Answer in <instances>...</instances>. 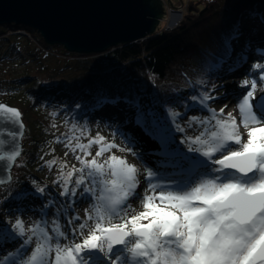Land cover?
<instances>
[{
    "label": "snow or ice",
    "instance_id": "snow-or-ice-1",
    "mask_svg": "<svg viewBox=\"0 0 264 264\" xmlns=\"http://www.w3.org/2000/svg\"><path fill=\"white\" fill-rule=\"evenodd\" d=\"M255 22L264 26V12L248 10L232 22L221 37L222 50L213 54V67L232 71L246 61L247 53L253 50L251 37L239 52L235 45L246 28L252 34L260 30ZM255 53L264 60V44L256 47ZM253 68L259 70V81L264 82V63H256ZM257 83L255 78L242 81V87L250 88L237 104L239 124L231 112L224 116V108L219 112L209 108V116L204 119L191 117L188 127L204 125V131L194 139L183 138L187 152L174 147L172 130L161 124L155 108L134 89L125 95L98 93L94 110L105 105H126L132 116H126L122 125L134 123L160 146L150 153L158 159L155 170H146L145 194L141 197L137 190L141 181L134 165L115 155L104 163L97 161L116 144H103L105 138L98 134L87 144L73 147L72 139L79 138L67 137L65 147L83 153L75 156L80 167L73 165L65 172L66 162L60 163L53 183L61 188L59 196L71 203L57 206L56 197L49 193L41 218L30 227L25 228L20 218L11 228L7 222H0V264H264V95L255 97ZM215 99L205 93L200 104L207 108V102ZM182 115L169 113L175 130L181 133L185 132L178 122ZM21 116L19 110L0 104V184L5 169H10L21 155ZM240 125L247 130L246 139ZM116 132L124 137L127 150L142 159L131 147L135 138L119 129ZM55 142H61L60 137ZM93 144L101 146L95 157L86 159ZM6 145H12L11 149L6 151ZM56 163V159L49 160L45 166L51 169ZM108 174L111 179L105 178ZM46 193L47 186H35L34 193L22 190L12 199ZM73 198H90L93 202L85 209V220L72 228L73 237L82 235V241L62 244L67 230L60 217L73 206ZM132 200L140 201L143 210L136 212ZM53 207L56 211L49 231L45 217ZM79 219L73 216L68 224ZM89 221L93 222L91 226ZM18 239L14 251H4Z\"/></svg>",
    "mask_w": 264,
    "mask_h": 264
},
{
    "label": "trees",
    "instance_id": "trees-1",
    "mask_svg": "<svg viewBox=\"0 0 264 264\" xmlns=\"http://www.w3.org/2000/svg\"><path fill=\"white\" fill-rule=\"evenodd\" d=\"M248 10L264 12V0H188L175 28L159 29L139 42L119 44L89 56L70 53L61 45H50L38 32L24 25L0 26V61L9 59L14 51L24 55L25 48L29 58L23 64L36 61L39 64L36 74L27 68L11 79L0 77V91L5 90L0 102L17 108L25 125L21 156L11 170L10 183L19 184L6 189L0 202L6 206L4 213L17 208L12 199L14 193L22 190L34 193L35 186L48 187L50 183L35 173L39 166L32 158H36V152L50 135L66 138L71 132L69 124L77 127L93 115L92 105L98 93L125 95L134 89L145 102L151 103L165 125L172 123L170 112L184 114L189 107L200 104V97L210 95L211 85L230 72L213 67V54L222 50L221 37L232 22ZM255 23L260 30L252 34L246 28L235 45L239 52L251 37L253 50L247 53L246 60L249 55L258 56L255 48L260 45L254 44L255 39H264V26ZM47 57H53L57 65L48 66ZM54 101L60 104L58 111L62 113L63 124L51 115L50 104ZM122 109L127 115L131 112L124 104ZM53 124L57 125L56 130Z\"/></svg>",
    "mask_w": 264,
    "mask_h": 264
},
{
    "label": "rangeland",
    "instance_id": "rangeland-1",
    "mask_svg": "<svg viewBox=\"0 0 264 264\" xmlns=\"http://www.w3.org/2000/svg\"><path fill=\"white\" fill-rule=\"evenodd\" d=\"M162 1H163L164 8L166 9V14H167V11H169L170 9H174L173 7H178L179 5H181L182 6L181 14L183 15V12H184L185 7H186V3H188V0H169V2H167V0H162ZM170 3L172 4L173 7L171 6ZM182 15L180 16L179 22L176 26H178L179 23L181 22ZM167 16H168L167 19L160 20L161 27L159 29L170 30V29H168L167 23H168V20L171 18V16L168 14H167ZM257 39L259 41H256V39H255V41H254L255 45L264 44V39H262V37H259ZM22 43H24V42H22ZM22 52L24 53V55L23 54L21 55L20 51H14L9 56V59L5 58V59L0 61V77H3V78L7 77V79L8 78L11 79L12 77H16L17 75L23 74V72H25V70L27 68L30 69L35 74L38 73L37 72V69L39 67L38 62L37 61L36 62H29V64H27V65L23 64L25 61H28L29 56H27V54H25L26 53L25 48H23ZM70 53H74V52H70ZM55 58H59V57H55ZM55 62H56V60L53 57H51V58L47 57V59L45 60V63L48 66L57 65ZM256 63H264V60H261V58L259 56H254V57L252 56L251 60L250 59L246 60V64H245L246 68H245L244 72L240 75L242 78H240L239 82H237V84H236L237 89L242 91L241 95H240V99L242 98V96L244 94H246V91L249 90V88H250V85L247 87L241 86L242 81H244L245 79H248V80H251L253 78L257 79L258 83H257L256 91L254 93L255 97H257L259 90L264 87V82L259 81V76H260L259 70H255L253 68V65ZM48 80H52V79L48 78ZM227 82L228 81H223L221 79H217V82H214V84L211 85V86H213V88L210 91V95L215 97L216 99L208 101L207 102V108L203 107L201 104H196L192 107H189L184 112V114L181 116V118H179L178 122L182 127L185 128V132H183V133L175 132L176 130H175V125L173 122L171 124H168V125L166 124L167 128H170L172 130V134L174 135V138L176 140L175 144H179L180 141H182L185 136L192 137L194 139L197 135L200 134L201 131H204V125L194 124L191 128H189L188 127L189 119L193 116L198 117L200 119H204L205 117L209 116V112H208L209 108L214 109L217 112H219V110L222 108L223 102L221 100L217 101V99L224 93V90H219L220 89L219 87H221L222 85H225ZM5 85H11V83L5 82ZM217 90H219V91H217ZM3 95H5V90L0 91V99H2L1 96H3ZM238 101L236 102L237 104H238ZM199 103H200V101H199ZM59 105L60 104H58L57 101L51 102V104H50L51 110H52L51 113L57 112ZM118 106L122 108L123 104H122V106H120V104ZM98 111H99V109L94 110V115H90V117L85 118L84 122L80 123L81 125H79L77 127L74 124L68 125V127L71 129V132H69L70 134H68L67 137H78L79 138V139H72V141H71L72 146L75 147L78 143L79 144H87L90 139L97 137L98 134L103 136L105 138L103 141V144L106 145L108 143H114L117 145V147L106 151L101 157H97V161L99 163H104V161H106L112 155H115L118 158L125 159L128 164L134 165L138 169V172H139L138 178L141 181L140 185L143 184L145 181V175L146 174H145L144 169L143 170L139 169L140 162L137 160V156L133 155L131 152H129L127 150L128 145L126 144L125 139H123L122 136L117 134V132H116L117 126H114V124L112 122L106 121L104 119H101L100 116H97V115H99ZM119 112H121V111H119ZM61 115H62V113L58 111L56 113V115L53 117L56 119V121H58V123L63 124V122H62L63 118H60ZM236 119H237V123L239 124L240 118L238 119L236 117ZM213 123H214V121H213ZM56 126L54 127V130H56ZM59 128L61 130L62 126ZM58 137H60L61 142H55L57 137L54 136V134L52 135V137L50 135V138H48L44 141L45 145H43V147H41L40 150L36 152L37 153L36 158H32L33 163L36 166H39L37 172H35V173L38 175V177H41V178L45 179V181L50 183L47 187L48 193H46L44 196H40L39 194H34V195H32L26 199H15V201H16L15 203L18 204L17 208L11 207L12 209L7 213H4V209L6 208V206H3V204L1 205V203H0V207L3 210V212L0 213V222H3L2 220H6L9 228H11L12 223L17 218L22 219L25 228H28V227H30V225H33L34 222L38 220L37 215L39 213H41L43 206L45 204H47V201L50 198L49 193L51 194V196L56 197L57 206H59V204H61V203L64 205L71 203L70 199L59 196V192L61 191V188L58 185L54 184L53 181H54L55 177L58 176L60 163L66 162L67 167L64 169L65 172H67L68 169L71 168V166H73V165H75L77 168H79L80 164L75 159V156L77 154L83 156V153L80 152V150L78 148H77L75 153L69 151V149L65 147V143H67V139H66L67 137L66 138H64L62 136H58ZM184 145H186V144H184ZM47 146H48V148H47ZM100 146L101 145L93 144L88 149V151L90 152V155L87 156L86 159L91 160L93 157H95V154H96V152ZM187 148H188V146H187ZM121 149H123V150H121ZM134 150H137V148H134ZM65 152H68L67 156L65 155ZM135 153H138V150ZM41 157H43V159H41ZM53 159H56L57 163L51 169H49L48 167L45 166V162L49 161V160H53ZM42 161H44L43 164L41 163ZM105 167L107 168V165H105ZM105 178L111 179L112 177L110 176V174H108V175H106ZM74 179H75V176L73 177V181H74ZM10 182H11V180L9 182L4 183V184H0V202L2 201L3 197H5L6 189L8 187H11L12 184H13V186H16L17 183L19 184V182H17V181L16 182L12 181V183H10ZM146 188L147 187H145L144 190ZM144 190H138L141 197L145 194ZM78 191H80V190H78ZM73 199H75V201L77 200L78 204L74 203L73 206L68 210V213L66 215H64V219L66 220V222H64L62 220V218L60 217V223H61L62 227L67 230V239L62 240L61 241L62 244L68 243L69 240H74V242H76V243H79L82 241V239H83L82 235L77 234L73 237L72 228L85 220V209H88L90 207L91 203L93 202L92 199H90V198L87 200H85V199L83 200V198H73ZM79 204H80V206H79ZM131 205L135 209L136 212L143 210L140 201L132 200ZM51 211H52V213H50ZM55 211H56L55 207L49 208L48 212L50 214H48L45 217V219L48 222L47 227H48L49 231L51 230V222H52L51 220L53 219V215H54ZM73 216H78L80 219H79V221H75L72 225H69L68 220L71 219V217H73ZM114 222H116V221H114ZM88 223L91 226L93 222L89 221ZM87 231H88V229H85L84 235H87ZM33 244H35V242H33ZM29 253H30V251H29ZM53 256H54V253H53Z\"/></svg>",
    "mask_w": 264,
    "mask_h": 264
},
{
    "label": "water",
    "instance_id": "water-1",
    "mask_svg": "<svg viewBox=\"0 0 264 264\" xmlns=\"http://www.w3.org/2000/svg\"><path fill=\"white\" fill-rule=\"evenodd\" d=\"M175 15L179 19L182 14L177 11ZM165 16L162 0H0V26L24 25L38 32L46 43L86 56L140 41L156 32ZM21 122L18 143L22 152L25 125ZM11 169L5 170L2 184L9 181L6 177Z\"/></svg>",
    "mask_w": 264,
    "mask_h": 264
},
{
    "label": "bare ground",
    "instance_id": "bare-ground-1",
    "mask_svg": "<svg viewBox=\"0 0 264 264\" xmlns=\"http://www.w3.org/2000/svg\"><path fill=\"white\" fill-rule=\"evenodd\" d=\"M173 17L177 18L178 15L177 16L175 15ZM172 28H174L173 25H171L170 29H172ZM256 41H259V40L256 39ZM252 56L254 57L255 55H252ZM252 56L249 55L250 60H251ZM245 64H246V61L242 64L237 65L236 69H233L228 74L225 73L224 74L225 77L222 78L223 81H228V82L225 85H222L221 87H219L220 88L219 90H224V93L217 99V101L221 100L223 102L222 108H224V116H227V113L231 112L233 114V116L237 117L238 119L240 118L236 102L240 99V95H241L242 91L237 89L236 84H237V82H239V79L242 78L240 75L244 72V70L246 68ZM219 90H217V91H219ZM261 95H264V87L259 90L257 98H259ZM120 106H122V104H120ZM225 106H227V107H225ZM119 111H121V112H119ZM98 113H99V115H97V116H100L101 119L112 122L114 124V126H117V129H119V131L124 132L126 134H129L131 137L135 138L136 143H134L131 147H132L134 152H136L138 150V154L142 155V159L137 158V160L140 162L139 169L140 170L144 169L145 174H146V170L148 168L155 170V168H156L155 161L158 159V157H155V156L151 155L150 153L157 151L159 149L160 146H159L158 142L156 140L152 139L147 134H145L144 131L141 128H139L138 126H136L134 123H128L126 125H122V122L125 120L124 117L127 116V117L131 118L132 113L130 112L129 115L125 114L123 109L121 107H119L118 105L117 106L105 105L102 109H99ZM162 125L166 126L165 124H162ZM240 131H241V133L244 134L243 138L246 139V131L247 130L244 129L242 125H240ZM175 132L181 133L178 131H175ZM122 138L124 139V137H122ZM181 143H182V141H180L179 144H175L174 147L178 146L180 149L187 152L188 151L187 146L184 145V143H182V144ZM11 147H12V145H6V151L10 150ZM134 148H137V150H134ZM189 155H198V154L189 153ZM4 173H5V171H4ZM10 180H11V172H10ZM145 187H147V184L144 182L143 184H141L139 186V188L137 190H144ZM83 200H84V198H83ZM85 200H87V199H85ZM75 203L78 204V201L76 200ZM79 206H80V204H79ZM50 213H52V211ZM50 213L48 212V214H50ZM41 216H42V212L37 215L38 220L41 218ZM61 218L64 222H66V220L64 219V215H61ZM47 226H48V224H47ZM18 246H19V239L15 243H9L4 248V251L5 252H12ZM33 247H35V244H33ZM29 251H31V250H29Z\"/></svg>",
    "mask_w": 264,
    "mask_h": 264
},
{
    "label": "built area",
    "instance_id": "built-area-1",
    "mask_svg": "<svg viewBox=\"0 0 264 264\" xmlns=\"http://www.w3.org/2000/svg\"><path fill=\"white\" fill-rule=\"evenodd\" d=\"M177 11H178V12H182V6H181V5H179V6L177 7V9H170L169 11H167V14L171 16V18L168 20V23H167L168 26L171 27L170 24H171L172 21H174L173 24H172L174 27L178 24L179 19H178V18H177V19H176V18L173 19L174 17L172 16V15L175 14ZM167 14H166V16H165L164 19H167V18H168ZM164 19H163V20H164Z\"/></svg>",
    "mask_w": 264,
    "mask_h": 264
}]
</instances>
